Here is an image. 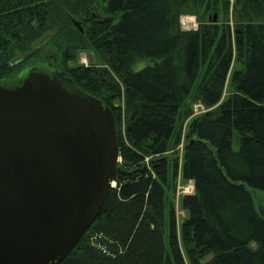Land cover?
I'll return each mask as SVG.
<instances>
[{
    "label": "trees",
    "instance_id": "16d2710c",
    "mask_svg": "<svg viewBox=\"0 0 264 264\" xmlns=\"http://www.w3.org/2000/svg\"><path fill=\"white\" fill-rule=\"evenodd\" d=\"M220 8L228 18V0H0V81L49 62L115 122V186L60 264H264L249 191H264V0H234L233 35L206 21ZM83 52L98 62L78 64ZM197 102L211 110L182 137ZM178 179L194 185L179 229Z\"/></svg>",
    "mask_w": 264,
    "mask_h": 264
},
{
    "label": "water",
    "instance_id": "95a60500",
    "mask_svg": "<svg viewBox=\"0 0 264 264\" xmlns=\"http://www.w3.org/2000/svg\"><path fill=\"white\" fill-rule=\"evenodd\" d=\"M42 64L0 81V264H60L120 161L108 108Z\"/></svg>",
    "mask_w": 264,
    "mask_h": 264
},
{
    "label": "rangeland",
    "instance_id": "374dc122",
    "mask_svg": "<svg viewBox=\"0 0 264 264\" xmlns=\"http://www.w3.org/2000/svg\"><path fill=\"white\" fill-rule=\"evenodd\" d=\"M229 2V14H228V18H226L224 16V12L223 10L220 8V12L219 13H210L208 14L206 21H208L209 23H213V18L214 15H216V23L219 26H226L228 25L230 28V31L232 33V35L234 34V10H233V5H234V0H228ZM179 23L180 26L182 28V30L185 31H192L191 29H187L189 26H191V24H196L197 28L199 25V21L195 16H190V15H182L179 18ZM196 28V30H197ZM194 30V31H196ZM49 51V50H48ZM47 52V51H46ZM53 53H47V55L49 57H52ZM97 59L95 58V56L92 53L89 52H83L80 53L78 56V64H82L84 66H87L90 63H97ZM146 66V62L145 61H140L138 62L135 66H134V71H138L140 69H142L143 67ZM237 65H234L232 63L231 65V69L236 68ZM230 69V70H231ZM230 75V73H229ZM229 77V76H228ZM227 95V88L225 87L224 91H223V96H222V100L225 98V96ZM191 104V103H190ZM192 107V114L187 117L186 119L183 120L182 124H181V131H182V137L184 135V132L186 130V126L187 123L189 122L190 119L199 116L203 113H205L206 111H209L211 109H206L201 103L197 102L194 104H191ZM182 141L180 143V145L176 148V150L178 151V155L180 157L179 162H181V155H182ZM237 148V145L234 144V149ZM249 191L251 193L253 202H254V207L256 210H260L261 208H264V191H259V190H254V189H250ZM194 193V185L193 182L189 181L187 183H183L181 182L179 179L176 183V188H175V192H174V198H173V203H174V209H175V215H176V225H177V229H179V226L182 222V220L185 218L186 213L180 209V205H179V200L180 197L183 195H192ZM168 223L165 229V234H164V240L165 243H167V239H168ZM210 257L207 258V260Z\"/></svg>",
    "mask_w": 264,
    "mask_h": 264
},
{
    "label": "flooded vegetation",
    "instance_id": "af4514ba",
    "mask_svg": "<svg viewBox=\"0 0 264 264\" xmlns=\"http://www.w3.org/2000/svg\"><path fill=\"white\" fill-rule=\"evenodd\" d=\"M216 23V22H215ZM36 63H38V62H36ZM43 64H45L46 66H49V68H51L52 69V66H51V64L49 63V62H42ZM33 64H35V63H33ZM42 64V65H43ZM32 65V64H31ZM31 65L30 66H27L26 68H24L20 73H18V74H16V75H14V76H11V77H9V78H17L19 75H21L26 69H28L29 67H31Z\"/></svg>",
    "mask_w": 264,
    "mask_h": 264
},
{
    "label": "built area",
    "instance_id": "2783aa9c",
    "mask_svg": "<svg viewBox=\"0 0 264 264\" xmlns=\"http://www.w3.org/2000/svg\"><path fill=\"white\" fill-rule=\"evenodd\" d=\"M197 28V25L196 24H191V26H189L187 29H191L192 31L196 30ZM115 186V183L112 182L111 183V187H114Z\"/></svg>",
    "mask_w": 264,
    "mask_h": 264
}]
</instances>
